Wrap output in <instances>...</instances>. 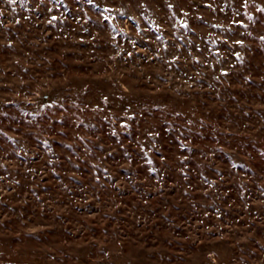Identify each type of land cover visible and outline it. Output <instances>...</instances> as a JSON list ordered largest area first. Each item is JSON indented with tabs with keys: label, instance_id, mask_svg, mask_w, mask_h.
I'll list each match as a JSON object with an SVG mask.
<instances>
[{
	"label": "rangeland",
	"instance_id": "374dc122",
	"mask_svg": "<svg viewBox=\"0 0 264 264\" xmlns=\"http://www.w3.org/2000/svg\"><path fill=\"white\" fill-rule=\"evenodd\" d=\"M0 264H264V0H0Z\"/></svg>",
	"mask_w": 264,
	"mask_h": 264
}]
</instances>
